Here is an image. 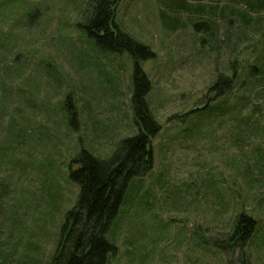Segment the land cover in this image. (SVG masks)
Returning a JSON list of instances; mask_svg holds the SVG:
<instances>
[{
  "label": "rangeland",
  "instance_id": "374dc122",
  "mask_svg": "<svg viewBox=\"0 0 264 264\" xmlns=\"http://www.w3.org/2000/svg\"><path fill=\"white\" fill-rule=\"evenodd\" d=\"M89 2L0 0V264H51L71 160L138 132L134 57L88 32ZM113 29L156 53L141 65L161 130L106 264H264V0H121ZM241 212L256 222L235 239Z\"/></svg>",
  "mask_w": 264,
  "mask_h": 264
},
{
  "label": "trees",
  "instance_id": "16d2710c",
  "mask_svg": "<svg viewBox=\"0 0 264 264\" xmlns=\"http://www.w3.org/2000/svg\"><path fill=\"white\" fill-rule=\"evenodd\" d=\"M121 0H90L83 23L99 45L114 51H128L135 60L132 101L138 132L120 142L108 159L82 150L70 163V177L79 184L75 206L68 211L61 226L59 245L51 264H106L116 246L107 233L123 204L130 181L153 168L152 138L161 130V123L149 108L147 94L151 81L141 61L156 56L155 51L128 33L113 29L117 5ZM219 79L209 88L215 91ZM223 92H215L212 99ZM256 220L241 212L234 228L235 239L249 233L248 225ZM253 230H250L252 232ZM242 262L246 263L243 259Z\"/></svg>",
  "mask_w": 264,
  "mask_h": 264
}]
</instances>
